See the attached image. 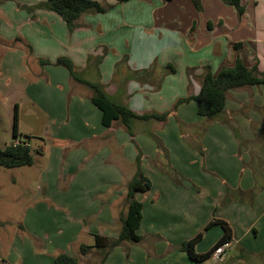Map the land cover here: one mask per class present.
<instances>
[{
    "label": "crops",
    "instance_id": "crops-1",
    "mask_svg": "<svg viewBox=\"0 0 264 264\" xmlns=\"http://www.w3.org/2000/svg\"><path fill=\"white\" fill-rule=\"evenodd\" d=\"M41 1L0 0V109L13 121L15 106L18 119L28 103L45 130H68L54 137L67 170L38 178L34 210L0 237V264H54L58 252L76 256L82 235L115 238L138 154L150 180L134 194L141 239L113 247L101 264H264V86L228 90L213 119L198 115L193 99L178 102L199 92L207 67L215 76L239 58L264 74V0H240L241 15L221 0H200V10L191 0H97L106 9L81 15L71 31L36 8ZM58 57L109 100L165 120L134 119L131 134L118 120L104 126L92 89L55 65ZM39 207L52 210L49 220L35 215ZM213 218L231 228L229 251L216 262L190 259L179 245ZM222 233L210 226L194 251L207 252Z\"/></svg>",
    "mask_w": 264,
    "mask_h": 264
},
{
    "label": "trees",
    "instance_id": "trees-1",
    "mask_svg": "<svg viewBox=\"0 0 264 264\" xmlns=\"http://www.w3.org/2000/svg\"><path fill=\"white\" fill-rule=\"evenodd\" d=\"M116 2H125L128 0H115ZM169 1V0H165ZM196 10L201 9L200 0H191ZM223 3L231 5L238 15H241L244 11L240 0H221ZM36 8H42L56 13L64 21L68 31L74 29L76 20L83 14L87 13H99L103 12L106 7L97 0H44L38 2L35 5ZM40 64L49 63L46 60H39ZM55 65L62 66L68 70L72 79L85 84L92 89L93 95L90 97V101L97 106L102 112L101 122L104 126H109L112 121L118 120L131 134L130 124L134 119H156L164 121L166 113L149 112L145 114H136L129 107L113 102L108 99L103 90V86L100 83H94L85 80L79 76L74 70V66L70 59L66 57H58L54 61ZM168 71L173 72L172 66H166ZM250 85H262L264 86V74H260L256 68H248L243 62L237 58L231 66L222 67L218 73L214 76L210 72L209 68H206L203 76L200 78V89L196 95L188 96L178 100V102H184L188 99H193L197 103L198 115L207 119H213L219 113L222 112L224 103L226 100V93L228 90L250 86ZM12 138L18 140L15 145L7 144L3 148H0V165L6 168L19 167L23 165H31L33 163V157L30 153L29 139L30 136H26L24 139L19 137L17 132V111L16 106L13 113L12 121ZM20 136H23L20 134ZM234 136L239 138L237 131L234 130ZM137 169L134 177L126 186L125 203L126 211L121 214L120 229L115 238L93 234V243L90 245L80 244L78 252L81 255L87 254L91 249L101 251L102 256L99 264L105 259L106 254L115 246L120 245L122 242H138L141 238L136 233L141 218L142 203L135 199L134 194L137 191L146 192L150 188V180L143 175L139 169V154L136 156ZM218 224L222 228V235L216 241V243L205 253H196L194 251V244L202 237L204 230L210 226ZM231 228L229 225L221 219H211L201 231L196 233L189 240L183 241L179 248L185 251L188 257L195 261H201L210 257L212 250L220 243L230 241ZM54 264H78L77 258L68 255L64 252H58L54 259Z\"/></svg>",
    "mask_w": 264,
    "mask_h": 264
},
{
    "label": "rangeland",
    "instance_id": "rangeland-1",
    "mask_svg": "<svg viewBox=\"0 0 264 264\" xmlns=\"http://www.w3.org/2000/svg\"><path fill=\"white\" fill-rule=\"evenodd\" d=\"M35 112H37L36 109L30 104H21L19 118L17 119L19 129L18 138L21 137L20 134L30 136L28 142L33 163L31 165L12 168H6L0 165V237L3 239L9 238L12 232L20 227V222L23 221L26 209L31 208L34 210L33 206L31 207L30 195L37 189L38 178H42L48 174L56 175L57 173H65V169L67 170V167L62 165L60 160L61 158H65V156L62 157L61 153L56 151V146H59L61 143L60 141H56L54 137H62L65 135L63 132L68 133V130H45V120H43L41 115L38 116L39 113L35 114ZM260 127L261 125H252L251 130H260ZM11 132L12 113L8 112L7 108L4 111L0 109V148H3L14 140ZM67 146V144L62 146V152ZM42 147H44L43 151H39L40 148L42 150ZM52 148L55 150L54 152ZM67 151L69 149L63 153L65 154ZM61 177L65 178V180L67 179V176H63V174ZM58 180L57 185L61 187L63 182L59 178ZM39 185L41 187L43 184L40 183ZM40 190L44 191L43 188H40ZM44 202L48 204V201ZM120 206L122 209L126 208L125 198ZM51 213V209L48 210V208L44 209L43 207H39L35 215L38 218L47 217V220H49ZM57 216L60 218L61 214ZM81 239V243L86 245L93 243V238L90 235H82ZM102 253L95 249L91 250L88 255H83L86 260H82L85 262L79 260V257L82 256L79 252H76V256L74 257L77 258L79 264H98Z\"/></svg>",
    "mask_w": 264,
    "mask_h": 264
},
{
    "label": "built area",
    "instance_id": "built-area-1",
    "mask_svg": "<svg viewBox=\"0 0 264 264\" xmlns=\"http://www.w3.org/2000/svg\"><path fill=\"white\" fill-rule=\"evenodd\" d=\"M18 143V140H13L12 141V145H15ZM231 246V242L230 241H226V242H222L220 244H218L211 252L210 254V259L214 262L221 260L225 254L229 251Z\"/></svg>",
    "mask_w": 264,
    "mask_h": 264
},
{
    "label": "water",
    "instance_id": "water-1",
    "mask_svg": "<svg viewBox=\"0 0 264 264\" xmlns=\"http://www.w3.org/2000/svg\"><path fill=\"white\" fill-rule=\"evenodd\" d=\"M25 137H26V136H24V135H23V136H21V138H23V139H24ZM39 151H41V148L39 149Z\"/></svg>",
    "mask_w": 264,
    "mask_h": 264
}]
</instances>
